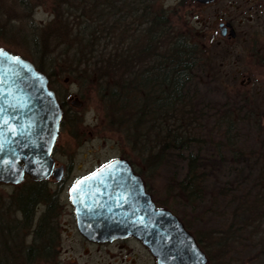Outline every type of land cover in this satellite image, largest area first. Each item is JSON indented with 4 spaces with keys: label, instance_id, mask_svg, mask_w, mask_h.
<instances>
[{
    "label": "trees",
    "instance_id": "1",
    "mask_svg": "<svg viewBox=\"0 0 264 264\" xmlns=\"http://www.w3.org/2000/svg\"><path fill=\"white\" fill-rule=\"evenodd\" d=\"M81 1L79 5L72 1L65 10L64 21L76 33L60 27L42 29L34 41L37 48L32 50L35 61L31 60L42 69V60L48 59L50 48H55L46 40H59L56 47L66 46L59 55H72L70 68L84 70L78 73L81 82L95 86L109 123L144 154L145 160L155 162L159 156L163 160L172 154L184 163L177 187L185 199L199 203V199L209 197L213 204L225 201L228 218L217 231L219 243L232 242L235 231H247L260 244L257 252L264 256V162L260 159L264 156V125L255 123L249 110L243 108L236 111L237 117L251 123L244 120L246 129H240L245 134L239 135L241 131L234 128L238 123L233 115L236 105L226 104L221 112L200 110L203 108L196 99L199 81L212 78L210 72L214 71L201 61L198 43L173 31L162 11L153 10L144 0H133L139 3L134 10L132 0H103L96 10H92L94 6L81 7ZM18 8L12 19L29 20L30 3L18 0ZM250 132L254 148L259 150L257 155L251 149L247 155L243 144H236L249 141ZM153 148L156 152L152 155ZM259 161L260 169L252 178ZM43 195L42 187L29 185L15 195L27 219L33 203L47 199ZM51 219L49 211L44 210L39 226H48Z\"/></svg>",
    "mask_w": 264,
    "mask_h": 264
},
{
    "label": "rangeland",
    "instance_id": "2",
    "mask_svg": "<svg viewBox=\"0 0 264 264\" xmlns=\"http://www.w3.org/2000/svg\"><path fill=\"white\" fill-rule=\"evenodd\" d=\"M26 1L32 6L31 16H29V20L19 21L12 19L19 13L18 0H0V45L35 61L32 50L34 47L37 48V44L35 45L34 41L35 43L37 42L36 37H38L42 29L51 31L55 27H60L67 33H69L70 29L72 34L76 33L74 29H69L64 17L66 16V7H70L71 3L73 4L72 1L78 2V0ZM93 1L82 0L80 3L82 4L81 7L86 5V9H91L94 6L95 8L92 10H96V8L100 7L99 5L103 0ZM115 1L118 3L119 0ZM146 2L153 10L164 13L173 31L180 32L190 42H196V44L199 42L197 45L203 57L201 61L204 62L207 68L214 71L210 72L213 75L212 78H203L204 81H199L196 99L199 101L200 107L203 108L200 110L204 111V113H213L215 110L221 112L224 109L222 106L226 104L236 105L233 108V115L238 123L234 124V128L241 131L239 135L245 134L240 129L243 121L251 123L247 121L248 119L242 118V116L237 117L236 111L243 110V108L249 110L255 123L263 126L264 60L250 57L248 50L249 29L252 31L256 27H245L244 31H247V33L241 34L239 38L235 39L231 48L226 53L221 54L219 53L221 52L220 48H225V45H216L214 42L208 40L203 42V39H199L201 36L199 30L201 23L199 24L195 18L202 20V22L206 21L205 24L211 23L214 19V14L220 10L224 1L201 7H196L189 0H144V3ZM144 3L142 2L143 7ZM238 3L240 4L241 1ZM138 5L139 3L132 0L133 10ZM189 9L194 12L192 18L187 20V17L186 19L184 17L183 19L181 16L182 12ZM79 10L82 11L81 9ZM55 12L57 13L56 17H54ZM74 13L77 14L79 11ZM50 21L55 23L51 25ZM80 23L84 24V21ZM263 26L264 23L258 28L261 29ZM142 27H144L143 24ZM258 36H260V39H264L263 29L260 30ZM68 38L71 39V36L69 35ZM112 39L116 40L114 37ZM58 41L53 39L46 40L49 43V47L53 45L55 48L49 49L48 59L44 57L41 62L42 67L45 69H69L64 73L69 77L65 86L70 91L75 92L80 88L79 85H85V83L81 82L78 72L70 70V66L73 64L71 61L72 55H59L66 46L62 44L56 47L55 45H57ZM39 44L38 46L42 47L41 43ZM66 51L68 50L66 49ZM243 74L250 75V84L242 85L240 83L241 80H244ZM72 78L75 79V82ZM220 107L221 110H219ZM249 119L252 120L251 118ZM70 120H72V124L68 123ZM64 123L66 124L62 127L57 139L55 157L60 161L67 162L72 167L70 174L72 177L83 174L90 168L112 157L126 156L134 168L143 175L146 187L152 193L156 203L161 207L169 208L178 215L186 227L198 238L202 248L209 254L210 260L208 264H264V256L257 252L260 244H257L252 238L253 236L247 234V231L242 233L235 231L231 236L232 242L219 243L217 231L223 227L224 220L228 218V212L226 211L229 210V207L225 201L217 200L213 204L210 203L209 197L199 199V203L198 201L191 202L189 199H185L177 187L184 163L178 162L172 154H167L168 156L166 155L163 160H160L159 156L155 162L149 163V161L145 160L144 154L138 151L133 144L131 145L121 131H118L109 123L105 116L103 101L99 99L96 91H93L92 96L87 97L84 100V104L74 111L73 117L66 119ZM242 128L246 129V125H243ZM248 138L252 145L249 144L248 140L246 143L240 140L236 144H243V149L247 155H249L251 150L257 155L256 152L259 150L257 147L254 148L256 144L251 140L253 139L251 132ZM155 152L156 148H153L151 154L153 155ZM250 156V161L253 162L255 157H252L253 154ZM260 159L264 162V156ZM261 163L259 161L254 165L252 178L256 171L260 169ZM249 183H251V180ZM28 185L31 187V183L28 181H23L16 185L0 183V203L2 202L0 204V214L2 216L3 206L5 205L4 200H8V197L12 199ZM66 185L57 186L47 182L41 185L47 199H38L37 211L44 214V210L46 211L48 207V211L52 216L46 227H55L58 222V226H64L62 221L68 217L67 213L71 210L68 204V186ZM209 191L214 193V190L210 189V187ZM35 216H38L37 212ZM30 226H34L32 219ZM253 241L255 244L251 243Z\"/></svg>",
    "mask_w": 264,
    "mask_h": 264
},
{
    "label": "water",
    "instance_id": "3",
    "mask_svg": "<svg viewBox=\"0 0 264 264\" xmlns=\"http://www.w3.org/2000/svg\"><path fill=\"white\" fill-rule=\"evenodd\" d=\"M61 115L46 75L32 61L0 46V182L17 184L25 173L42 179L53 172L60 178L61 168H53L51 152ZM69 196L76 225L89 239L134 236L148 247L156 264L207 262L179 217L156 207L126 158H113L78 178Z\"/></svg>",
    "mask_w": 264,
    "mask_h": 264
},
{
    "label": "flooded vegetation",
    "instance_id": "4",
    "mask_svg": "<svg viewBox=\"0 0 264 264\" xmlns=\"http://www.w3.org/2000/svg\"><path fill=\"white\" fill-rule=\"evenodd\" d=\"M189 1L196 7L210 6L224 1L220 10L214 14L211 23L205 24L206 21L202 22V20L195 18L199 24L201 23L199 28L201 36L199 39H203V42L208 40L216 43V45H225V48H220L221 52H219L224 54L231 48L235 39L239 38L241 34L247 33V31H244L245 27H256L252 31L249 29L248 50L250 57L264 60V39H260V36H258L260 30L263 29L264 31V26L261 29L258 28L264 23V0ZM239 1H241L240 4ZM193 14V10L189 9L182 12L181 16L183 19L187 17V20H190ZM38 69L46 75L48 87L54 91L62 108L59 131L52 149L53 166L54 168H61V176L57 178L52 172L46 178L33 179L25 173L21 182L28 181L31 186L39 187L46 182L57 186L67 184L68 195L69 189L76 179L94 172L102 164L115 157L101 162L83 174L74 177L70 175L72 167L67 162L60 161L55 157L57 139L62 127L66 124L64 123L65 120L73 117L74 111L84 104L87 97L92 96V92H95V86L86 83L85 85H79L80 88L72 92L65 86L69 77L64 73L69 69ZM70 70L78 73L84 71L80 68ZM243 76L244 80H241L240 83L242 85L250 84V75L243 74ZM72 80L75 82V79L72 78ZM74 102L80 103V106H75ZM68 123L72 124V120ZM124 158L128 159L126 156ZM131 166L133 171L141 176L146 192L151 195L156 203L152 193L146 187L143 175L134 168L132 163ZM18 199L14 196L12 199L8 197V200H4L3 216L0 214V264H156V258L148 247L134 236L99 241L89 239L83 235L76 225V218L69 196L68 204L71 210L67 213L68 217L62 221L64 226H58V222L55 227L39 226L42 213L37 211L38 200L33 203L30 219H27L28 216L23 211ZM156 206L159 205L156 203ZM46 209L48 210V207ZM36 212L37 217L35 216ZM31 219L34 226H30ZM202 250L207 256L208 264L209 256L203 248Z\"/></svg>",
    "mask_w": 264,
    "mask_h": 264
}]
</instances>
